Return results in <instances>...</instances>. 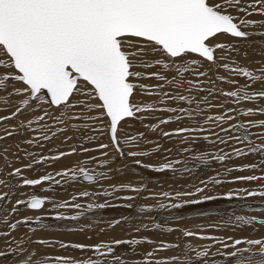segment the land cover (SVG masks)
<instances>
[{
    "label": "snow or ice",
    "instance_id": "obj_1",
    "mask_svg": "<svg viewBox=\"0 0 264 264\" xmlns=\"http://www.w3.org/2000/svg\"><path fill=\"white\" fill-rule=\"evenodd\" d=\"M257 35L264 38V0H0V103L4 105V109L0 110L10 109L8 115L0 116L3 133L0 134V141L7 145L10 138L24 135L30 137L23 141L25 144L43 147L42 142L60 138V134L69 131L72 134L64 136L61 143L73 141L69 151L52 156H40L22 149L19 143L15 144L13 156L16 162L21 160L20 152H23L24 159L30 158V162L22 167H12L9 162L11 145L0 151V159L4 161V166L0 167V188L7 189L0 193V228L4 229L0 230V239H3L0 264H127L122 253L117 252L120 246L131 247L135 254L136 246L145 242L154 243L135 238L95 244L44 238L33 240L29 233L47 227L42 222L41 213L48 211L49 204L52 211H57L52 217L56 221H79L93 208L111 206L107 202L88 203L86 208H82L80 203L71 202L76 201L77 196H72L71 201L57 202L49 196L33 194L26 200H15L12 207L5 210L4 206L12 203L11 197L17 187L36 188L46 181H54L51 174L40 178L23 175L24 170L48 160L59 161L66 156L93 150L107 157L110 155L107 150L112 149L118 158L131 157L133 163L142 168L156 173L171 172L178 179L190 178L196 173L195 164L190 166V161L207 164L208 158L203 155L185 156L192 149L183 147L177 152L184 158L171 159L165 154L172 153L173 148H165L160 141L176 139L179 144L191 146L203 139L231 149H220L222 154L213 157L221 164L233 157L258 155V161L235 168L225 167L224 171H259L261 175L239 176L235 177V181L264 182V119H250L264 116V61L258 69L249 70L231 59L232 53L240 54L241 41L248 42L247 47L253 51L257 50L253 46L259 43L260 54L264 55V39L259 42L251 39ZM219 69L232 76L246 78L244 84L236 90L221 89L218 92L217 81L239 84L236 79L218 74L213 80L210 73ZM145 80H154L155 83H144ZM219 96L231 98L237 105L242 101L261 103L243 109L224 108L223 103L213 104L209 100V97L216 99ZM143 97L155 99L149 102ZM211 108H224V112L215 116L205 115ZM165 113L168 115L163 116ZM151 118L158 122L146 123ZM13 120L17 121L15 125L5 126L6 121ZM185 120L191 124L179 126ZM137 123L151 133H159V138L152 140L144 132H130L129 129ZM172 123L178 127L174 130L162 128ZM212 124L216 127H205ZM101 136H107L108 143L99 142L94 149L84 147L85 143L99 141ZM142 144L153 146L150 151L130 150ZM155 153L163 156L164 162L159 166L136 159ZM110 162L105 160L102 166ZM56 175L71 181L82 177L89 183L108 178L107 172L101 171L93 176L84 167L59 171ZM219 175L218 172L206 179L197 177L199 183H193L192 190H177L174 196L164 192L163 197L173 202L168 205L160 203L159 207L176 209L184 204L217 199L206 193L210 186L223 182ZM260 187L262 190L241 191L249 197H264V183ZM124 190L138 195L142 188L130 184L113 185L112 192L105 191L102 195L110 196ZM201 193H205L201 199L185 200L183 204L175 202ZM91 195L88 191L79 193L81 197ZM233 195L229 192L226 198L231 199ZM117 199L131 201L136 196ZM20 205H26L27 209L38 214L35 218L29 216L11 222L9 217L19 211ZM126 207L133 206L128 204ZM61 209L79 211L75 215H66L58 212ZM236 220L254 229L256 224L264 226V219L237 216ZM120 223L121 220L110 221L108 226L115 227ZM32 224L37 227H31ZM21 225L29 226L28 232L16 238L12 233ZM155 227L160 228L161 225L156 224ZM135 231L139 232L140 227H136ZM165 231L172 232L173 229ZM182 235L193 237L197 233L183 231ZM200 238L222 245L224 251L217 249L215 255L225 257L226 264H264V237ZM33 244L41 248H71L84 255L79 259L53 256L38 252ZM178 246L162 243L148 251L147 258L137 261V264H193L187 251L183 260L177 256L153 259L156 252ZM208 257L209 249L195 253L199 264H215Z\"/></svg>",
    "mask_w": 264,
    "mask_h": 264
},
{
    "label": "rangeland",
    "instance_id": "obj_2",
    "mask_svg": "<svg viewBox=\"0 0 264 264\" xmlns=\"http://www.w3.org/2000/svg\"><path fill=\"white\" fill-rule=\"evenodd\" d=\"M257 19V17H255ZM259 19V18H258ZM258 42V41H257ZM254 47L260 53L259 43ZM238 56V57H237ZM232 59L243 67H247L249 70L257 69V64H253L244 59L241 53L234 55ZM250 67V68H249ZM143 70V69H141ZM155 69H148L147 71H154ZM212 79L215 80L216 74L210 73ZM144 83H155L154 80H145ZM217 91L225 89L224 83L216 82ZM238 86V85H237ZM237 86L230 88L229 90H236ZM207 87V85H206ZM226 90V89H225ZM228 91V90H227ZM204 95V93H199ZM144 100L151 102L155 97H143ZM209 100L213 104L223 103L224 108H239L240 105L235 104L231 98L219 96L216 99L209 97ZM244 103V104H243ZM243 107H253L251 102H243ZM248 104L245 105V104ZM261 102L258 101V104ZM257 104V105H258ZM250 105V106H249ZM224 108H211L205 113V115H218L224 112ZM0 109H4V105L0 103ZM10 109L0 110V116L8 115ZM235 115V113H232ZM167 116L168 114H162ZM260 117V118H259ZM264 119V116H255V119ZM24 119V117H21ZM243 119V117H241ZM249 119V118H244ZM254 119V118H250ZM157 119L151 118L146 123H156ZM17 121H6L5 126L15 125ZM191 122L185 120L179 126H188ZM227 127V125H224ZM178 127L176 123L162 126L165 130H174ZM205 127H216L215 124L205 125ZM2 129V126H0ZM130 132L135 134L137 131L145 133V136L149 139L156 140L159 138V133H151L143 125L137 123L136 126L129 129ZM219 131V128H216ZM0 134L2 130H0ZM72 133L66 132L60 134V138H53L51 141H45L43 147L40 146H29L23 141L29 136H15L7 141V145L12 146V150L8 153L9 162L12 167H22L23 164L30 162L29 159L23 158V152L19 153L21 157L20 162H16V158L13 156L15 152V144L19 143L21 148L36 153L40 156H52L58 155L59 152L69 151V145L73 141H68L66 144L61 143V139L64 136L71 135ZM203 134H201L202 136ZM223 135V133H221ZM215 139V137H212ZM99 142L108 143L107 136H101L99 141L92 144L85 143L84 147L95 148ZM164 144L165 148L172 147L173 151L168 155L171 159L180 158L177 149L183 147H191L192 151L185 153V156L192 157L193 155H203L208 158V163L203 164L201 162L190 161V166L194 163H201V167L196 168L195 176L176 178L171 172L156 173L150 169L142 168L133 163V158L127 157L126 159L118 158L112 149H108L109 156H102L99 151H89L87 153H79L72 156H66L61 158L59 161L48 160L42 164L34 165L32 169H26L23 175L27 178H40L43 175L51 174L54 177V181H46L44 185L38 186L36 190H32L31 187H17L14 189L15 195L11 197L12 203H7L4 207L5 210L10 209L17 199L26 200L29 196L36 194L40 196H51L57 202L71 201L72 196H77L76 201L72 203H80L82 208H86L88 203L101 204L107 202L109 207L104 209L93 208L91 212H86L79 221L63 220L56 221L52 219L57 211H52V205H47V212L41 213L43 215V223L47 227L38 229L35 233H29L33 240L35 239H49L53 241H63L66 243H85L95 244L101 241L108 242L113 239H141L144 241L152 240L153 244L143 243L136 246V253H132V249L129 246H120L117 252L122 253L123 258L127 261V264H137V261L147 258L146 253L152 251L154 248L159 247L163 244H177L178 247L167 249L165 251H158L155 253L153 259H171L173 256L179 257L183 260L185 251L188 252L189 256L193 260V264H199L195 258V253L209 249V257L207 259L215 261V264H226V258L215 255L217 249L224 251L223 246L216 243L214 240L201 239V236L218 237L219 239H227L228 237L233 238H261L264 237V226L258 224L253 226L243 225L236 220L237 216H245L248 218H255V220L264 219V197H249L246 192H242V189L248 191L262 190L260 185L264 182H247V181H235V177L246 176V175H261L259 171H233L227 173L224 171L225 167H239L243 164L253 163L258 161L260 157L248 156L242 158L233 157L231 160L221 164L213 159L217 154H222L220 149L224 151H231L230 148L224 145L211 144L203 139L198 140L194 145H182L177 143L176 139L170 142L160 141ZM258 143V142H257ZM5 142L0 141V151L3 147L7 146ZM153 145L142 144L139 148L132 147L130 150H144L150 151ZM199 146V150L194 154L193 147ZM237 147H245L244 145H237ZM126 150H129L128 146H125ZM95 157V159H91ZM141 159L145 164H152L159 166L160 163L164 162L163 156L160 153L152 154L149 157H137ZM110 160L111 162L107 166H102L103 161ZM4 166V161L0 159V167ZM84 167L90 175H97V173L103 171L108 173L107 179H98L95 183H83L80 177L75 181L67 180L65 177L57 176L56 173L59 171H65L70 168ZM179 167V166H178ZM109 169H112L109 171ZM119 169V170H117ZM220 173L219 178L223 181L220 185L210 186V190L207 191V195L218 197L211 201H204L199 204H184L181 208H160L159 204L164 203L166 205L172 203L170 198L163 197L164 192H169L172 196L175 195L177 190H192L191 185L193 183L198 184L200 179H206L212 176H216ZM55 181H60L56 184ZM130 184L133 187H140L142 191L140 194L132 193L127 190L114 193L110 196H103L102 193L105 191L112 192L113 185ZM46 188L43 192L41 189ZM7 191L6 188H0V193ZM88 191L92 195L90 197L79 196L80 192ZM47 192V193H46ZM232 192L234 195L231 199H227V194ZM127 195L136 196L134 200L117 199V197H123ZM205 193H201L199 196L194 197H182L177 203H182L185 200L201 199ZM242 197V198H241ZM132 204V208L126 207V205ZM140 209H144L143 212ZM79 210L77 209H61L58 210L60 214L75 215ZM38 213L27 209L26 205H20L19 211L12 214L9 219L11 222L16 220H22L26 217L35 216ZM127 218L126 220L124 218ZM121 220L119 225L115 227H109L110 221ZM230 221V222H229ZM161 225L160 228H156L155 225ZM217 225L218 227H211ZM140 227V231H135L136 227ZM27 225H21L18 230L12 235L16 238H20L26 232H28ZM31 227H37L32 224ZM84 231L81 232L80 229ZM172 228V232H167L165 229ZM103 229V231H101ZM0 230H4L0 228ZM183 231H192L197 233L193 237H184ZM90 237V238H89ZM231 241H229L230 243ZM3 245V239H0V246ZM190 246V247H189ZM32 247H36L38 252L47 253L49 255H61L70 256L74 258H81L84 253L79 250H73L71 248L64 250L57 247H39L35 244ZM231 250V249H229Z\"/></svg>",
    "mask_w": 264,
    "mask_h": 264
},
{
    "label": "bare ground",
    "instance_id": "obj_3",
    "mask_svg": "<svg viewBox=\"0 0 264 264\" xmlns=\"http://www.w3.org/2000/svg\"><path fill=\"white\" fill-rule=\"evenodd\" d=\"M255 18V17H254ZM259 17H257V19H258ZM251 39H253V40H256V41H258L259 42V40H261V39H264V38H261V37H259L258 35L257 36H253ZM247 44H248V42H246V41H241V48H240V53H241V55H243V57H244V59H246L247 61H249L250 60V62L253 64V62H255L256 64H257V69L260 67V64H261V61H264V55H261L259 52H258V50H256V51H253V49L252 48H249V47H247ZM254 47V46H253ZM255 47H257L256 45H255ZM245 53L247 54V55H245ZM236 53H232L231 54V59H232V57L235 55ZM237 55V54H236ZM238 57V56H237ZM254 60V61H253ZM253 61V62H252ZM250 68V67H249ZM250 70H252V69H250ZM214 74H218V75H220V76H225V77H227V78H229V79H236V80H238L239 81V84H238V86L237 85H232V84H229V83H224V86H225V89H224V91H227V90H229L230 88H233L234 86H237V87H239L240 85H243L244 84V82H245V79L246 78H243V77H235V76H232L230 73H228L227 71H225L224 69H219V70H216L215 72H214ZM189 78H191V79H195V77H189ZM244 101H242L239 105H240V107L239 108H241V109H243L244 107H243V103ZM260 102V101H259ZM243 103V104H242ZM258 104V101H255V102H251V105H257ZM245 105H247L248 106V104L246 103ZM250 106V105H249ZM259 116V115H258ZM252 118H254L255 119V116L254 117H252ZM260 118V117H259ZM244 119V118H243ZM257 119V118H256ZM254 132H256V131H258V130H253ZM257 142H259V141H257ZM193 153L195 154L196 152H197V150H199V146L198 147H196V148H194L193 147ZM195 167L197 168V167H201V163H197V164H195ZM45 184V183H44ZM43 184V185H44ZM38 187H36V188H32V190L34 191V190H36ZM46 188H44V186H43V188L41 189V191L43 192L44 190H45ZM47 193V192H46ZM51 197V196H50Z\"/></svg>",
    "mask_w": 264,
    "mask_h": 264
},
{
    "label": "water",
    "instance_id": "obj_4",
    "mask_svg": "<svg viewBox=\"0 0 264 264\" xmlns=\"http://www.w3.org/2000/svg\"><path fill=\"white\" fill-rule=\"evenodd\" d=\"M80 180H81V182H83V183H89V182L85 181L82 177H80Z\"/></svg>",
    "mask_w": 264,
    "mask_h": 264
}]
</instances>
